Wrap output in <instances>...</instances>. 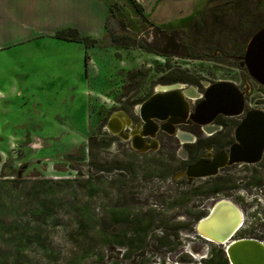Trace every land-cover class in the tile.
Returning a JSON list of instances; mask_svg holds the SVG:
<instances>
[{"label":"rangeland","instance_id":"374dc122","mask_svg":"<svg viewBox=\"0 0 264 264\" xmlns=\"http://www.w3.org/2000/svg\"><path fill=\"white\" fill-rule=\"evenodd\" d=\"M113 1L117 5L107 12ZM141 1L147 20L128 0H106L104 28L103 9L91 16L85 3L72 9L70 0H58L48 11L59 21L78 17L95 25L92 47L42 36L0 50V129L12 134L0 132V171L6 162L5 169L21 179L23 206L16 218L30 239L25 252L0 264H205L210 253L218 264L223 245L193 232L198 219L192 213L205 215L208 203L219 198L232 200L243 214L232 239L264 240L258 164L225 167L218 173L226 179L223 188L207 196L213 177L189 181L177 175L185 154L174 135L159 132L141 152L106 128L115 113L133 126L140 101L162 87L198 85L165 83L169 66L203 88L230 82L244 93L245 110L264 111V86L244 64L249 40L264 28V0ZM179 129L189 135L195 130ZM128 231L137 241L130 248L115 244ZM14 244L0 243V254L13 255Z\"/></svg>","mask_w":264,"mask_h":264},{"label":"water","instance_id":"95a60500","mask_svg":"<svg viewBox=\"0 0 264 264\" xmlns=\"http://www.w3.org/2000/svg\"><path fill=\"white\" fill-rule=\"evenodd\" d=\"M244 64L250 76L264 86V28L249 40ZM197 98L201 100L190 108V104ZM138 108L142 122L141 135L135 134L131 138V145L141 152L151 148V143L146 145L145 137L154 136L157 121L162 122V129L173 132L174 127L180 123L194 122L207 126L217 114L242 115L234 130L235 141L227 151L206 153L177 173L189 181L214 176L228 165L254 164L259 161L264 150V111L257 108L245 110L244 93L230 82L207 84L203 93L193 85L174 83L153 92ZM124 119L129 124L128 119ZM108 127L117 129V133ZM106 128L114 134L129 138L127 134H123L125 127H121L119 119L109 118ZM176 134L178 136V132ZM180 135L184 137L182 142L191 137L184 132ZM207 156L210 158L206 159ZM217 211L222 213L220 221L214 219ZM210 220H213V223L209 226ZM240 224L239 207L232 200L219 198L208 203L206 214L196 221L193 232L206 242L223 245L229 264H264V240L253 237L232 239Z\"/></svg>","mask_w":264,"mask_h":264},{"label":"trees","instance_id":"16d2710c","mask_svg":"<svg viewBox=\"0 0 264 264\" xmlns=\"http://www.w3.org/2000/svg\"><path fill=\"white\" fill-rule=\"evenodd\" d=\"M128 2H130L132 7L138 14H140L144 19L147 20V17L144 13V7L139 1L128 0ZM115 4L117 5L116 2L110 3L109 7L107 8V12H112V7ZM52 36L59 38L61 40L81 42L84 44L85 48L92 47L93 46L92 44L98 40L97 37L92 36L87 33H83L77 27H71V26L58 28L57 30H55ZM111 38L115 42H119L123 45L127 44V42L123 41L125 40V37L123 36L121 37L112 36ZM147 48L148 47H145L144 49L149 50ZM87 57L88 55L85 54V59H87ZM164 81L165 83H174V82H184V83H189V84L198 83L197 79H195L192 75L188 74L183 69L171 68L170 66L168 67L167 73L164 75ZM1 130L2 129H0L1 136L3 135L11 136L12 135L10 132L9 133L4 132L5 134H3ZM93 140H94L93 137L88 138V143L90 147L92 146ZM109 140L110 139L105 140L103 144L106 145L107 143H109ZM200 147H202V144L200 143L192 146V148L189 151V157L191 160L195 159ZM6 164H7L6 162L3 164V166L1 167V171H0V243H5V242L13 243L14 242L15 244H14V249H13V255L8 256V255L0 254V262L7 260L8 257L12 261L15 260L18 253H23L26 251L27 244L30 240L26 236L27 233L23 231L20 223L17 221V218H16L18 213H21L22 206H23L22 186L20 185L21 179L16 176L13 168L9 167L6 170L5 169V167L7 166ZM209 178H212V177H209ZM224 180L226 179H224L223 177H220L219 175L214 176L213 179H211L212 181L211 183H208V184L206 183L208 186L206 187L207 189L204 194L208 196V195L219 193V191L224 186ZM192 214L195 219H199L204 213L202 211H196L195 213H192ZM112 215L115 217L121 216V217H124L125 219H128L130 216V213H112ZM99 232H101L100 234H101V237L103 238L104 237L107 238L109 235L108 233L104 231H99ZM126 234H129L128 237L118 236V238L114 239L115 244L121 245V246H127L128 248H130V243L136 242L137 238L135 240L134 238L135 233L132 231H128L125 233V235ZM139 236L140 235L138 233V241H139ZM145 237H146V234H145V229H144L142 231V237H140L141 241L139 243L140 244L139 248L143 247L144 242H145ZM216 252L218 253V256H219L217 260L218 264H229L226 254L224 252V249L219 248V250ZM182 260L188 261L189 256L183 255ZM212 261H213L212 254L210 253V257L205 259L204 262L205 264H215ZM69 264H77V263L70 262Z\"/></svg>","mask_w":264,"mask_h":264},{"label":"crops","instance_id":"0c3cea01","mask_svg":"<svg viewBox=\"0 0 264 264\" xmlns=\"http://www.w3.org/2000/svg\"><path fill=\"white\" fill-rule=\"evenodd\" d=\"M72 9H77V5L85 3L86 14L94 15L96 9H103V27L106 20V0H70ZM142 3L141 0H138ZM58 0H0V50L12 47L42 36H52L61 27H77L81 32L97 37L98 32L94 24L82 23L84 20L78 17L59 21L56 13L49 12L55 8ZM114 2V1H113ZM52 3H55L52 4ZM57 9V8H56ZM76 12L80 13L81 10ZM102 15V16H103ZM55 18L54 22H49L47 17ZM57 18V19H56ZM93 28H87L88 26ZM53 37V36H52ZM17 67V66H15Z\"/></svg>","mask_w":264,"mask_h":264},{"label":"flooded vegetation","instance_id":"af4514ba","mask_svg":"<svg viewBox=\"0 0 264 264\" xmlns=\"http://www.w3.org/2000/svg\"><path fill=\"white\" fill-rule=\"evenodd\" d=\"M197 84L198 85L195 87L197 88V90L199 92L203 93L206 86H204V88H203V87H201V85L199 83H197ZM186 86H188V85H186ZM151 94H149L147 97H149ZM146 98H144L142 101H140V103L143 102ZM200 100H201V98L195 99L190 104V108H193L194 105L196 103H198ZM137 110H138V117H139L138 122L133 124V126L130 124L131 126L129 125V127L124 128L125 131L123 130L124 131L123 134H127V135L129 134L130 135L131 128L133 130H136V129L141 130L142 122L140 120L138 107H137ZM115 114H117V113H115ZM111 116L109 118H111ZM109 118H108V120H109ZM241 119H242V115L241 116H225L222 114H217L214 117V119L212 120V122L210 124H208L207 126L196 124L194 122L180 123L174 127L173 132H170L167 129H162L160 127L162 122L157 121V130H156L154 136L153 137L146 136L145 142H147L149 145H151V144L153 145V143L150 144L149 139L156 138V136L159 132H165L166 134H169V136L174 135L176 137V139L178 140V144L181 145V148L183 149V153L185 154L184 158L180 159V168H179V172H180V171L184 170L187 165L193 163L197 158H199L200 156H202L206 153L213 154V153L221 151V150L227 151L229 146L235 141L234 130H235L236 126L239 124V122L241 121ZM181 125L193 127L195 129L193 132L194 134L191 135V137H189V139H187L186 141H183V142L180 140V138L176 134L177 132H182L179 129V126H181ZM134 134H136V133H134ZM131 138L132 137L129 136V138L127 139V141H129L130 144H131ZM199 143L202 144V147L199 148L195 159L191 160L189 157V151L193 145H196ZM160 147H161V144L158 142L157 150H159ZM135 150H137V149H135ZM209 158H210V156L206 157V159H209ZM239 164H247V163H239ZM254 164H258L257 168L259 170L256 171L257 177L260 178V176H262V178H264V150L261 154L259 161L254 163ZM232 165H228V166H232ZM248 165H251V164H248ZM228 166H225V167L227 168ZM225 167H223V169ZM216 175H218V174H216ZM216 175H214V176H216ZM214 176H211V177H214Z\"/></svg>","mask_w":264,"mask_h":264},{"label":"bare ground","instance_id":"6f19581e","mask_svg":"<svg viewBox=\"0 0 264 264\" xmlns=\"http://www.w3.org/2000/svg\"><path fill=\"white\" fill-rule=\"evenodd\" d=\"M119 114L117 113V114H113L111 117L112 118H116V119H119V124H121V127H129V124H128V122L124 119V117L123 116H121L120 118H119V116H118ZM118 116V117H117ZM115 130V132H117L116 130L117 129H114ZM134 131V132H133ZM140 129H136V130H133L132 128H131V131H130V135L128 134V136H130V137H133L135 134L134 133H136V134H140ZM141 135V134H140ZM178 136H179V138H180V140H183V136L182 135H180V133L178 134ZM146 143V145H149L147 142H145ZM225 200H230V199H227V198H224ZM240 212H241V210H240ZM217 213V215H216V217L214 218L216 221H220L221 219H222V213H221V211H217L216 212ZM231 214H232V211L230 212ZM233 216V215H232ZM242 220H243V214H242V212H241V222H242ZM213 223V220H210L209 221V226L211 225ZM224 247V246H223Z\"/></svg>","mask_w":264,"mask_h":264},{"label":"built area","instance_id":"2783aa9c","mask_svg":"<svg viewBox=\"0 0 264 264\" xmlns=\"http://www.w3.org/2000/svg\"><path fill=\"white\" fill-rule=\"evenodd\" d=\"M241 224H242V222H241ZM241 224L239 225V227L241 226ZM239 227H238V228H239Z\"/></svg>","mask_w":264,"mask_h":264}]
</instances>
